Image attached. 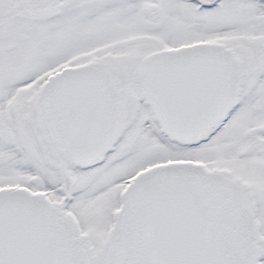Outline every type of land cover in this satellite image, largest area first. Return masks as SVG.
Returning <instances> with one entry per match:
<instances>
[{
    "label": "snow or ice",
    "instance_id": "snow-or-ice-1",
    "mask_svg": "<svg viewBox=\"0 0 264 264\" xmlns=\"http://www.w3.org/2000/svg\"><path fill=\"white\" fill-rule=\"evenodd\" d=\"M0 264H264V0H0Z\"/></svg>",
    "mask_w": 264,
    "mask_h": 264
}]
</instances>
